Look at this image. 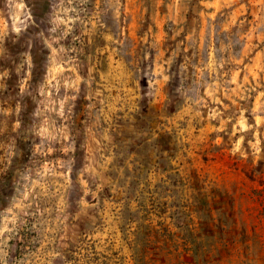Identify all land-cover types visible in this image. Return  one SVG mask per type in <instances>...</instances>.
Returning <instances> with one entry per match:
<instances>
[{
  "label": "rangeland",
  "instance_id": "374dc122",
  "mask_svg": "<svg viewBox=\"0 0 264 264\" xmlns=\"http://www.w3.org/2000/svg\"><path fill=\"white\" fill-rule=\"evenodd\" d=\"M0 264H264V0H0Z\"/></svg>",
  "mask_w": 264,
  "mask_h": 264
}]
</instances>
